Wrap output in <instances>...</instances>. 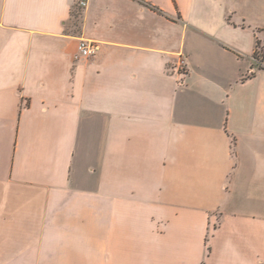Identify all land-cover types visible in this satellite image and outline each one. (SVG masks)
<instances>
[{"label":"crops","instance_id":"obj_1","mask_svg":"<svg viewBox=\"0 0 264 264\" xmlns=\"http://www.w3.org/2000/svg\"><path fill=\"white\" fill-rule=\"evenodd\" d=\"M78 1L0 0V264H264V0Z\"/></svg>","mask_w":264,"mask_h":264},{"label":"built area","instance_id":"obj_2","mask_svg":"<svg viewBox=\"0 0 264 264\" xmlns=\"http://www.w3.org/2000/svg\"><path fill=\"white\" fill-rule=\"evenodd\" d=\"M87 0H79L78 1V6L79 8H84L86 6ZM98 51V46L96 43L89 42L86 40H81L79 45H78V55L76 57H81V58H89L94 56ZM184 62L180 60L179 62V67H183Z\"/></svg>","mask_w":264,"mask_h":264},{"label":"rangeland","instance_id":"obj_3","mask_svg":"<svg viewBox=\"0 0 264 264\" xmlns=\"http://www.w3.org/2000/svg\"><path fill=\"white\" fill-rule=\"evenodd\" d=\"M80 11H74L73 15L71 16V19L67 25L68 29H70L72 32L77 31L78 29V25H79V20H80ZM257 52H259V54H263L264 53V42H262L259 45V49L257 50ZM259 63H263L258 61Z\"/></svg>","mask_w":264,"mask_h":264},{"label":"trees","instance_id":"obj_4","mask_svg":"<svg viewBox=\"0 0 264 264\" xmlns=\"http://www.w3.org/2000/svg\"><path fill=\"white\" fill-rule=\"evenodd\" d=\"M80 16H81V13H80ZM79 26H80V20H79L78 29H79ZM78 29H77V30H78ZM260 44H261V43H260L259 41L256 42V52H255L254 57H255V59H256L257 61L264 62V53H263V54H259V52H257V50L259 49V45H260Z\"/></svg>","mask_w":264,"mask_h":264}]
</instances>
